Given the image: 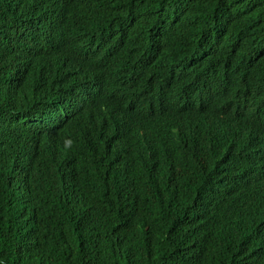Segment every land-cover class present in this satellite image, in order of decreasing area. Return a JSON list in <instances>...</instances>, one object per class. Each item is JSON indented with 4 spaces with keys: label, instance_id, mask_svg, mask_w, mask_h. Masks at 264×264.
<instances>
[{
    "label": "trees",
    "instance_id": "trees-1",
    "mask_svg": "<svg viewBox=\"0 0 264 264\" xmlns=\"http://www.w3.org/2000/svg\"><path fill=\"white\" fill-rule=\"evenodd\" d=\"M122 36L143 40L129 53ZM105 40L122 61L95 75ZM262 40L264 0H0V264H264V85L257 139L224 131L244 115L215 106L209 84L187 91L208 90L204 105L144 135L131 111L121 128L112 116L180 87L176 45L214 57V73Z\"/></svg>",
    "mask_w": 264,
    "mask_h": 264
},
{
    "label": "water",
    "instance_id": "water-1",
    "mask_svg": "<svg viewBox=\"0 0 264 264\" xmlns=\"http://www.w3.org/2000/svg\"><path fill=\"white\" fill-rule=\"evenodd\" d=\"M128 47H133L138 42V37L136 36H122V39ZM258 46H255L257 49H254V46H250V49H253L256 53H252L248 58H244L242 63L236 64L234 61L233 63H219L214 66L212 70H215L214 73L220 74L222 78L226 81L221 83L220 80L213 81L211 83L208 82L210 87H216L219 91L217 94L214 93L213 95H217L218 100L212 99L215 106L219 108L223 106L222 111L226 110L227 114L235 112L237 118L239 119L241 115L243 121L235 120L233 125L231 123H226L222 127L225 129L224 131L227 132L228 129L235 130L236 133H239L240 129H246L248 127V131L250 128L255 126V116H258L260 112L253 111L250 107L261 105L259 102V98L261 95L259 94L258 90L262 88L264 85L263 83V76L258 77V80L252 82L254 79V75L249 74H242V70L244 67H252L253 62H262L264 61V55L260 59H256L259 55V52H264V42L259 41L257 42ZM194 47L193 42L190 46L186 48V43L183 45V48L192 49ZM261 49V50H259ZM66 53V52H63ZM93 55V54H92ZM214 57L210 58L208 55H203V57L196 56L197 59L195 62L188 64L187 66H179V64L175 61H167V67H177L176 71L178 74H174L177 78L181 80V85L186 84L187 80H190L191 75H187V72L191 70H198L202 66L198 64L200 60H205V62L211 61ZM194 59V60H195ZM191 59H187L185 63L189 62ZM264 65V63L262 64ZM210 66V65H209ZM214 73L208 72L205 74L204 77L207 79L213 78ZM252 78V79H251ZM251 79V81H250ZM262 80V81H261ZM208 84L205 86L208 88ZM169 84L161 83V88L166 89ZM141 90V89H140ZM143 92V90H141ZM158 89H151L147 90L148 95H146L147 101H143L145 107L141 108L140 110L136 108V101L134 98L132 99L133 102H129L127 106L124 108L125 115L123 117H119L118 119L113 121V127L116 129L120 126L122 127L123 120L129 115L131 111V115L127 120V124H129L130 128L135 129L140 134H146L149 129H151L154 125H160L161 121L164 119H171L176 118L180 115H183L186 112L191 113L193 112L194 108L200 105H204L207 101L206 97L209 95V91L198 93L195 95L191 90V92L181 91L178 88L177 90H172L168 93V97L171 99H164L163 96H160ZM164 95V92H162ZM178 94L182 95L185 98V101L178 100ZM141 95V94H140ZM145 94H143L144 96ZM245 98H253V99H245ZM159 99V100H157ZM250 123V125H249ZM154 124V125H153ZM125 125V126H126ZM124 129H122L123 131ZM222 131V130H221ZM212 132H214L212 130ZM220 132V131H219ZM260 131L258 130H251L249 135L256 138V133L258 134ZM253 138V139H254ZM257 139V138H256Z\"/></svg>",
    "mask_w": 264,
    "mask_h": 264
},
{
    "label": "clouds",
    "instance_id": "clouds-1",
    "mask_svg": "<svg viewBox=\"0 0 264 264\" xmlns=\"http://www.w3.org/2000/svg\"><path fill=\"white\" fill-rule=\"evenodd\" d=\"M136 37H138V42L134 47L127 48V51L129 53L132 50H134L136 48V46H138L143 40L142 36H136ZM100 47H99L98 51L95 54H93V57L90 58L93 61H95L92 63L93 64L92 66L96 72L95 75H98V74L104 72V70H103V68L105 66V63L103 61L104 59H109V60L117 59L119 61H122L118 58L119 53H115V52H120L121 49L116 51V49H115L116 46L113 45V42L103 41V43L101 44ZM174 50L178 53L179 57H177L173 61L177 62L179 64V66H187L188 64H191L197 60V59L193 60L194 58H191V60L189 62H187V63H185V65H183L184 62H186V60L189 58L190 52L188 51V49L183 48V47L181 48V46H179V45H176L174 47ZM248 51H245L248 53L244 55V58H248L252 53H256L253 50H248ZM126 58L127 57H125L123 61L126 62ZM183 59L185 61H183ZM236 62L240 63L237 60H236ZM198 64H200L202 66L200 69L191 70V71L187 72V75H191V78H190V80H187V82H186L188 86L183 87V84L182 85L180 84L179 89H182L181 91H184V90L188 91L189 89H192V90L199 92V91L206 88L205 86L208 84V79L204 76H205V74L210 72L209 65L211 64V61L205 62V60H200V62H198ZM131 69L133 70L132 65H131ZM125 70H126L125 65H118L115 67L114 73L120 75ZM109 72L113 73V66L110 67ZM173 74H178V71H176V69H174ZM206 89H208V88H206ZM164 99H171V98L167 96V97H164ZM157 100H159V99H157ZM178 100L184 101V99L182 98V95L178 94ZM92 104H93L94 112L89 113V114L96 117V115L98 113L97 108H96L94 103H92ZM127 104L128 103H123V102H117V103L113 104L112 116L114 119H118L119 117H123L125 115L123 110L127 106ZM75 110H76L75 115L80 116L78 119V120H80V119L84 118V116L86 114L85 112L87 111V107L82 100H79V106H77ZM108 133H110V132H108Z\"/></svg>",
    "mask_w": 264,
    "mask_h": 264
},
{
    "label": "bare ground",
    "instance_id": "bare-ground-1",
    "mask_svg": "<svg viewBox=\"0 0 264 264\" xmlns=\"http://www.w3.org/2000/svg\"><path fill=\"white\" fill-rule=\"evenodd\" d=\"M106 41V40H105ZM258 50V49H257ZM257 52H259V51H257ZM259 55H260V53H259ZM254 63V62H253ZM255 63H257V62H255ZM205 84V83H204ZM206 89V88H205ZM205 91H208V90H205Z\"/></svg>",
    "mask_w": 264,
    "mask_h": 264
}]
</instances>
